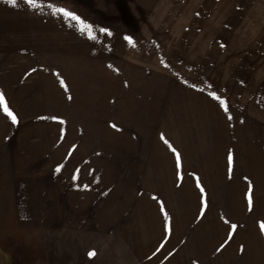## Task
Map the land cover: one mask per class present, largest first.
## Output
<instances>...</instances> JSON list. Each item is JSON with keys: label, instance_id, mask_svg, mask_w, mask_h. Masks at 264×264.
I'll list each match as a JSON object with an SVG mask.
<instances>
[{"label": "rangeland", "instance_id": "obj_1", "mask_svg": "<svg viewBox=\"0 0 264 264\" xmlns=\"http://www.w3.org/2000/svg\"><path fill=\"white\" fill-rule=\"evenodd\" d=\"M1 1L0 218L32 228L17 264H264V105L229 64L246 1ZM173 148L213 159L147 158Z\"/></svg>", "mask_w": 264, "mask_h": 264}, {"label": "crops", "instance_id": "obj_2", "mask_svg": "<svg viewBox=\"0 0 264 264\" xmlns=\"http://www.w3.org/2000/svg\"><path fill=\"white\" fill-rule=\"evenodd\" d=\"M73 1V0H71ZM77 1V0H76ZM81 1H95V2H104L105 0H81ZM119 2L120 0H112ZM136 1V0H132ZM142 3V7L146 10L149 9H156L159 7L160 0H138ZM193 1V0H192ZM199 1V0H197ZM208 1V0H207ZM239 1V0H238ZM246 1L241 5H234L233 10L238 12H245L247 17V21L249 17L251 19L254 18L252 21L253 23L250 25H242L245 27L244 29L241 28L239 32L250 34L248 36H244V39L241 38V51L239 55H234L233 60L229 63L233 70L234 80L238 82L237 85L241 87L240 96H243L245 92H247L248 87L255 85V94L250 93L252 97V101L255 102V105L263 106L264 104V0H240ZM248 1H251L250 5L248 6ZM253 1H256L253 2ZM2 1L0 0V3ZM119 4V3H118ZM208 4L210 2L208 1ZM192 8L194 6L192 5ZM102 15H104L102 13ZM144 15H146L144 13ZM242 16V15H241ZM233 33L237 32V30L232 31ZM226 76V75H225ZM262 76V77H261ZM253 107V106H252ZM246 111V110H245ZM255 112L261 113L262 110L260 108L254 109ZM247 112V111H246ZM160 122V121H159ZM159 122L155 123L153 128L162 127L159 125ZM174 123V122H173ZM172 127L183 128L178 124H172ZM190 128H194V126H190ZM183 136L179 135L177 137H173V139L178 140H168L167 142L163 137H160V134H156L155 142L151 145L162 144V145H193L194 144V137L190 136L188 132H184ZM149 140L151 138H148ZM153 139V138H152ZM160 142V143H159ZM145 143V142H144ZM143 143V144H144ZM151 143V142H149ZM191 151L185 150H176L179 153L180 160H206V159H213L212 156H204V158H199L200 153L195 152L194 149H190ZM150 152V149H148ZM153 152V151H151ZM168 153H150L148 154V159L151 161L157 160H177L176 154L172 151H167ZM167 154V156H166ZM209 154V153H208ZM160 155V156H158ZM182 155V156H181ZM1 208V207H0ZM23 227L24 223L22 221H7L0 218V240H4V243H0V264H17V258L15 254L16 244L14 242H18L19 238L21 237V233L26 231H31L28 227L27 230H24ZM34 229V228H33ZM34 231V230H33ZM32 231V232H33Z\"/></svg>", "mask_w": 264, "mask_h": 264}, {"label": "snow or ice", "instance_id": "obj_3", "mask_svg": "<svg viewBox=\"0 0 264 264\" xmlns=\"http://www.w3.org/2000/svg\"><path fill=\"white\" fill-rule=\"evenodd\" d=\"M10 2H14V0H10ZM29 3H33V0H29ZM59 11L63 12L64 9H60ZM68 15H72V13H68ZM62 83H63V82H62ZM213 95H215V94L213 93ZM2 100H3V96H2V94H0V102H2ZM4 111H5L9 116L12 117V121H13V122H16V117L12 114V112H11L7 107H5ZM113 126L115 127V125H113ZM173 152L176 154L177 162H179V160H180L179 153L176 152L175 148H173ZM228 159H229V161L231 162V160H232L231 155L229 156ZM201 191H203V189H201ZM249 203H251V198H249ZM233 227H235V226H233ZM91 254H92V253H90V255H91Z\"/></svg>", "mask_w": 264, "mask_h": 264}]
</instances>
